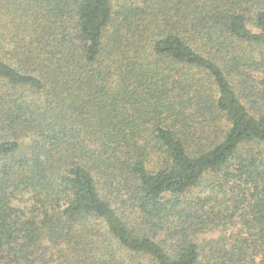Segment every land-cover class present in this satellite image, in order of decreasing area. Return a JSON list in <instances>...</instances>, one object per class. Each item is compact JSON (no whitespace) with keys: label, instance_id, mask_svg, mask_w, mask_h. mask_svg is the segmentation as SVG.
Segmentation results:
<instances>
[{"label":"trees","instance_id":"obj_1","mask_svg":"<svg viewBox=\"0 0 264 264\" xmlns=\"http://www.w3.org/2000/svg\"><path fill=\"white\" fill-rule=\"evenodd\" d=\"M0 264H264V0H0Z\"/></svg>","mask_w":264,"mask_h":264}]
</instances>
